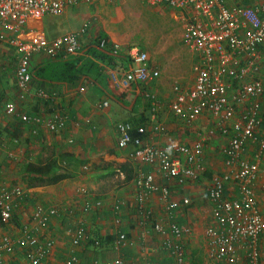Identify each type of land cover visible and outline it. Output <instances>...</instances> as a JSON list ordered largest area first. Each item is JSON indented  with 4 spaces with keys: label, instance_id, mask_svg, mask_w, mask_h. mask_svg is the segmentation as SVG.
<instances>
[{
    "label": "built area",
    "instance_id": "2783aa9c",
    "mask_svg": "<svg viewBox=\"0 0 264 264\" xmlns=\"http://www.w3.org/2000/svg\"><path fill=\"white\" fill-rule=\"evenodd\" d=\"M97 0H0V44L8 45L15 54L13 80L19 98L29 93L34 77L31 59L43 53L50 59L78 61L89 49H97L112 57L106 92L116 96L142 95L150 102L149 117L154 130L166 133L167 127L158 120L159 100L148 85L156 81L161 72L153 67L147 51L133 45H123L109 37L101 36L82 43L89 31V23L78 29L53 38L37 24L47 16H61L78 4L91 5ZM113 2L114 0H104ZM177 13L184 21L183 39L197 59L193 65L194 80L190 87H174L175 95L170 110L175 118L186 124L196 123L205 114L212 115V123L193 144L172 140L162 145L144 144L145 127L134 128L128 121L117 124V144L135 146L130 157L151 172L136 176L139 211L151 218L152 210L145 206L148 193L158 192L171 211L181 204L170 198V189L155 181V174L177 181L196 179L204 171L203 156L206 143L217 134L228 136L222 151L230 166L226 173L214 175L207 188V196L214 204L215 224L206 230L210 255L222 264H237L244 256L247 264H260L259 246L264 234V215L254 197L253 183L260 168V155L264 154V0L253 4L230 6L228 0H147ZM4 70V67H1ZM1 74V73H0ZM47 99L57 98L54 88L39 89ZM104 106L108 101H104ZM243 105V109L240 106ZM3 111L8 117L50 130L63 127L65 112H56L54 118L29 115L20 110L14 99L5 101ZM136 131V135L133 133ZM263 136H259V132ZM256 143L257 157H247V145ZM234 182L236 197L227 194L228 184ZM25 196L21 185L0 189V223L10 222L20 201ZM183 204L189 200L184 198ZM90 209L89 205L84 211ZM56 209L35 207L32 219L45 225ZM159 233H170L173 239L166 246L177 264H185V253L180 238L190 234L191 228L176 222L155 223ZM30 226L23 227L19 237L4 236L0 240V264L4 255L15 247L27 252L26 262L40 264L53 248L52 241H41ZM125 236L121 235V239ZM87 239L84 225H79L71 237L73 246ZM98 244V241H95ZM78 256L72 253L64 264H77ZM111 264H124L120 258Z\"/></svg>",
    "mask_w": 264,
    "mask_h": 264
},
{
    "label": "crops",
    "instance_id": "0c3cea01",
    "mask_svg": "<svg viewBox=\"0 0 264 264\" xmlns=\"http://www.w3.org/2000/svg\"><path fill=\"white\" fill-rule=\"evenodd\" d=\"M98 1L92 5L95 7ZM241 1L228 0V3L233 7L258 2ZM90 9L91 5L81 3L68 8L63 15L65 20L73 18L78 21L84 14L89 13ZM63 15L47 16L35 24L39 25L48 37L53 38L72 29L58 27L60 22L57 19ZM98 37L100 36L92 31L81 40L86 44ZM109 38L116 41L113 37ZM4 47L0 44L1 51H4ZM49 61L52 59L46 54L33 55L31 66L34 77L29 93L19 98L18 88L15 86L14 97L0 100V118L11 123L10 127H2L3 129L0 126V131L9 134V137H13L14 141L19 143L18 146L20 145L16 148L17 152H7L10 160L23 164L22 172L19 171L23 173L20 177L28 179L36 176L35 173H28L24 169L26 163L33 161H55L73 176L54 184H15L23 186L25 196L20 201L13 219L8 223H0V240L4 236L19 237L23 233V227L30 226L39 240L53 243L51 253L40 264H64L72 253L78 256L77 264H111L116 258H120L124 264H177L173 253L166 246V242L174 238L173 235L159 233L153 228L157 222L172 221L191 228L190 234L180 238L185 253V264L190 263L189 258H193V264H222L209 252L211 246L206 230L215 224V219L214 204L206 191L214 175L230 170L222 151L229 135L217 134L206 143L203 156L204 171L198 178L180 182L155 174V181L161 186H168L171 200L181 205L168 211L158 192L148 193L145 206L152 210L151 218L145 217L138 209L136 176L141 172L153 170L151 166L140 164L130 157L134 145L119 147L117 144V124L123 121L130 122L134 128L145 127L144 144L162 145L172 140L193 144L200 138L198 130L210 126L212 115L205 114L193 124H182L177 118L176 122H172L166 116L161 118L158 113L160 122L168 121L164 123L167 127L166 133H159L154 130L149 117L150 102L147 98L133 94L116 96L106 92L107 73L110 68L108 63L96 59L88 52L85 53L77 61V68L82 73L81 79L77 83L68 84L61 81H42L35 76V71ZM153 67L158 68L154 65ZM156 81L151 82L148 89L152 94L155 93L159 100L158 96L164 97L165 91L155 88ZM41 88L56 89L57 98L50 100L41 96ZM9 99L16 100L22 112L40 115L46 119L54 118L56 112H65V124L56 130H50L46 126H34L8 117L3 111V105ZM104 101H108V105L104 106ZM240 109H243V105ZM11 125L15 126L12 128ZM259 136H263L262 131ZM257 147L256 143H248L249 159L257 157ZM259 158L260 168L253 183V190L258 207L264 215V154ZM8 162L10 161L0 158V189L13 186L10 185L12 180H20L17 170L8 173ZM209 176L211 180L207 182L206 177ZM205 183L209 184L203 189ZM227 194L234 197L238 195L234 182L228 184ZM184 198L189 200L188 204L182 203ZM38 205L47 210L53 207L56 209V213L50 216L45 225H39L32 219ZM86 205L90 206L88 211H84ZM79 225L85 226L87 239L78 246H73L71 237ZM121 235L125 237L121 239ZM95 241L99 243L96 244ZM26 250L23 247H15L11 253L4 255L1 264L25 263ZM259 251L260 264H264L263 237ZM237 264H247L245 257L242 256Z\"/></svg>",
    "mask_w": 264,
    "mask_h": 264
},
{
    "label": "rangeland",
    "instance_id": "374dc122",
    "mask_svg": "<svg viewBox=\"0 0 264 264\" xmlns=\"http://www.w3.org/2000/svg\"><path fill=\"white\" fill-rule=\"evenodd\" d=\"M246 1L251 3V0ZM65 19L64 15L57 19L60 22L58 24L60 29H71L69 27H72L71 30H74L84 23H89L90 27L86 35L93 31L97 36H110L125 46L133 45L147 51L152 65L158 67L161 72L160 78L154 86L156 89L165 91L163 92L164 97L158 96L159 115L161 118L166 116L172 122H176L170 110L171 100L175 95L174 87L186 88L192 85L194 80L193 65L197 59L196 54L192 53L184 42V21L179 18L177 13L162 5L150 4L147 0H114L111 3L99 0L95 7L91 4L89 13L84 14L80 20ZM260 54L264 56V45L260 48ZM14 66V51L6 45L4 51L0 50V100L15 96ZM1 67H4V70H1ZM4 120V118H0L1 128L10 127L11 123ZM14 126L11 125L12 128ZM205 129L201 128L198 131L201 133ZM19 142L21 143V141ZM18 144L13 137H9V134H3L0 131V148H3L0 150V158L10 161L7 166L8 173L16 172V170L18 173L22 172L23 164H17L15 160H10L7 154L8 151L17 152L16 148L18 149L20 146ZM22 174L19 173V181L12 180L10 185L29 183V178L20 177ZM210 180V176L206 177L207 182ZM208 184L205 183L203 189ZM262 237L264 238V234ZM189 261L188 264H193L194 260L189 258Z\"/></svg>",
    "mask_w": 264,
    "mask_h": 264
},
{
    "label": "trees",
    "instance_id": "16d2710c",
    "mask_svg": "<svg viewBox=\"0 0 264 264\" xmlns=\"http://www.w3.org/2000/svg\"><path fill=\"white\" fill-rule=\"evenodd\" d=\"M88 53L93 55L96 59L108 64L113 60L111 56L95 48L89 49ZM35 76L42 81H61L68 84H74L81 79L82 73L77 68L76 60L52 59V61H49L45 65L38 68L35 71ZM15 119L18 118L15 117ZM133 133L136 135V131H134ZM24 169L28 173L36 174V176H32L29 178V183L27 185L54 184L65 178H70L73 176V174L57 165L55 161H47L46 163L34 161L28 162L25 164Z\"/></svg>",
    "mask_w": 264,
    "mask_h": 264
}]
</instances>
